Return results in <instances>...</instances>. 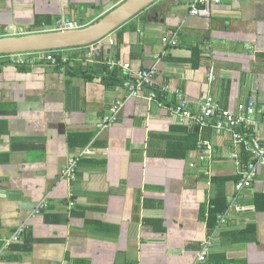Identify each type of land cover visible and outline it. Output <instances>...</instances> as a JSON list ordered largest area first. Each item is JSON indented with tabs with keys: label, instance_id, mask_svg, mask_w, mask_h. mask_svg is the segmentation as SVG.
Segmentation results:
<instances>
[{
	"label": "crops",
	"instance_id": "obj_1",
	"mask_svg": "<svg viewBox=\"0 0 264 264\" xmlns=\"http://www.w3.org/2000/svg\"><path fill=\"white\" fill-rule=\"evenodd\" d=\"M123 1L0 0V36L60 30L62 18L86 27ZM192 3L157 0L59 50L60 66L0 55V264H195L207 240L203 264H264V167L237 192L232 153L244 163L246 147L214 126L219 114L205 126L174 117L177 97L160 90H182L192 109L206 96L234 113L253 100L250 130L263 136L264 0H220L209 15ZM152 68L154 87L133 93L125 83Z\"/></svg>",
	"mask_w": 264,
	"mask_h": 264
},
{
	"label": "built area",
	"instance_id": "obj_2",
	"mask_svg": "<svg viewBox=\"0 0 264 264\" xmlns=\"http://www.w3.org/2000/svg\"><path fill=\"white\" fill-rule=\"evenodd\" d=\"M220 0H193L192 3V14H201L209 15L210 6L213 2H218ZM58 27L60 30L63 29H75L78 28V23L71 21L65 18L58 20ZM175 34V33H172ZM170 40L173 43H177L175 37H171ZM111 44H114V39L110 40ZM29 54L39 58H45L50 61L52 64H56V57L54 55V50L49 51H35L28 53L20 54H11L18 55L12 57L13 61L18 64H24L27 62L28 58H25L24 55ZM114 62L111 63L113 66ZM125 68H129V64L123 65ZM155 74V68L152 69H143L136 76L134 81H128L125 84L130 85V89L133 93H138L145 86H152L153 84V75ZM161 93H167L168 95H174L177 97L178 102L172 106L171 112L174 117H179L186 119L189 122L194 123L198 126H205L209 121H213L214 118L219 114V117L216 118L214 126L218 129H228L232 131L234 144L238 147L243 145L249 151L248 159L242 163L238 160L239 154L237 151L232 153V157L237 160L239 165V178L235 183V189L237 192L242 191L243 189L252 188L254 181L256 180L260 167H264V135L261 136L257 133L251 132V127L257 125V121L254 118L255 114V102L251 100L246 107L240 106V111L238 113L230 112L224 109H221L218 101L213 96L202 97L199 101V105L196 109L190 107V101L182 90H173L168 86L161 87ZM160 94L156 90L150 91L147 97L151 100L158 99ZM118 111V105L114 108V112ZM113 121V117L110 115L102 118V121L98 124L100 129H105L109 127V124ZM206 146V149L211 150L213 147L210 143L204 141L200 143V147ZM94 153V149L87 147L81 151L78 155H74L69 158L67 166L64 170V176L69 179H74L76 176V170L78 162L81 158L86 155ZM194 165V164H192ZM74 205V202L71 201V206ZM48 206L47 201H44L38 207V212L43 208ZM224 215H220V218L225 221ZM17 241L18 237L12 239V241ZM212 245L211 240H207L204 243V248L202 254L198 256V261L195 264H203V261L206 260V252L209 250Z\"/></svg>",
	"mask_w": 264,
	"mask_h": 264
},
{
	"label": "water",
	"instance_id": "obj_3",
	"mask_svg": "<svg viewBox=\"0 0 264 264\" xmlns=\"http://www.w3.org/2000/svg\"><path fill=\"white\" fill-rule=\"evenodd\" d=\"M157 0H125L86 27L0 36V55L85 46L101 40Z\"/></svg>",
	"mask_w": 264,
	"mask_h": 264
},
{
	"label": "trees",
	"instance_id": "obj_4",
	"mask_svg": "<svg viewBox=\"0 0 264 264\" xmlns=\"http://www.w3.org/2000/svg\"><path fill=\"white\" fill-rule=\"evenodd\" d=\"M59 50H61V49H56V50H54V55H55V57H56V59H57V61H56V64H57V66H60V65H62V56L61 55H58L57 53H58V51ZM3 56V55H2ZM4 56H8V55H4ZM10 59V58H9ZM50 62V61H49ZM106 69V71H107V74H108V77H111V78H115V79H117V80H115V81H117V82H121V79H118V77H119V73H118V69H116V68H114L113 70H110L109 69V67H106L105 68ZM86 77H89V76H87L86 75ZM91 140V138H87V139H85L84 141H83V144L85 143V145L86 144H89V141ZM247 160V159H246Z\"/></svg>",
	"mask_w": 264,
	"mask_h": 264
}]
</instances>
